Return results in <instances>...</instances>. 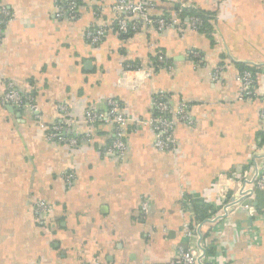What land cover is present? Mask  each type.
<instances>
[{
  "label": "crops",
  "instance_id": "1",
  "mask_svg": "<svg viewBox=\"0 0 264 264\" xmlns=\"http://www.w3.org/2000/svg\"><path fill=\"white\" fill-rule=\"evenodd\" d=\"M117 1L79 0L71 19L57 17L58 0H0L11 14L0 41V264H177L186 224L219 213L262 148L264 98L242 97L241 73L257 70L261 90L264 0H149L153 16L180 12L185 26L161 31L133 16L130 34L114 28ZM196 12L206 30L188 26ZM98 26L107 32L92 44L86 32ZM9 83L37 109L4 103ZM157 96L191 104L192 125L174 118L175 150L128 124L125 152L107 153L116 126L88 123L86 110L106 114L114 99L148 119ZM61 105L75 146L43 127L63 119ZM41 201L52 208L45 221ZM248 201L253 212L203 225L208 264H264V192Z\"/></svg>",
  "mask_w": 264,
  "mask_h": 264
},
{
  "label": "built area",
  "instance_id": "2",
  "mask_svg": "<svg viewBox=\"0 0 264 264\" xmlns=\"http://www.w3.org/2000/svg\"><path fill=\"white\" fill-rule=\"evenodd\" d=\"M152 7L153 4L149 0H118L113 6L114 11L117 13V23L114 28L122 34H130L137 31L140 22L132 18L133 16H138L140 21L144 24L153 26L161 31L169 27L185 26L184 23L181 22L180 12H175L169 17L153 16L150 11ZM79 11V0H58L57 17H62L65 12L69 18L76 19L79 15ZM10 18L11 14L9 10L7 8H2L0 13V41L2 40L4 27L9 22ZM188 26L194 30H206V19L198 13L193 14L190 16ZM106 32L107 28L98 26L88 29L86 33L91 43L97 44L101 41ZM159 60L163 61V57L160 56ZM127 67V70L132 68V66L129 65ZM147 73L150 72L148 71ZM217 74L218 70L215 72V78ZM258 76L254 75L249 69H244L242 71V97L253 98L262 96L264 98V80L262 85L260 84L262 86L260 90ZM262 78L264 79V70L262 71ZM2 101L16 107L27 106L33 110L37 109L34 98L20 92L13 83H9ZM152 104L153 109L150 118L135 119L121 110L117 100L111 99L108 102L106 114L88 109L85 112V119L88 123L104 120L115 124L116 140L106 148L107 153L115 151L121 153L125 152L126 143L123 140V132L128 124L139 127L149 126L154 133L155 147L160 150L173 151L177 146L173 122L174 118L192 125L194 121L189 114L191 104L181 102L175 109H172L163 96H157ZM60 107L63 113V119L58 123L43 125V127L48 130L50 138L75 146L78 143L77 138L68 136L67 133H65L68 108L65 105H61ZM261 117L264 120V108L261 111ZM261 147L260 152L253 157L251 172H247L242 177H239L237 179V187L231 189V192H228L227 189L222 192V206L219 213L210 216L207 220L197 221L194 224H186L185 234L187 243L179 245L176 258L177 264H206L207 245L202 232V227L205 223L215 224L240 208L248 210L250 213L253 212L254 207L248 200L253 198L258 192H264V143ZM73 178V173L67 174L69 184H71ZM141 207L144 213L148 211V201L146 199L142 201ZM36 209L40 214V219L43 221L47 220L52 213L51 206L44 201L39 202L36 205ZM194 236L197 237L196 246L191 244V240Z\"/></svg>",
  "mask_w": 264,
  "mask_h": 264
},
{
  "label": "trees",
  "instance_id": "3",
  "mask_svg": "<svg viewBox=\"0 0 264 264\" xmlns=\"http://www.w3.org/2000/svg\"><path fill=\"white\" fill-rule=\"evenodd\" d=\"M198 14H200V15H202L204 17V14H202V13L198 12ZM243 69H249V70H251L253 72L254 75L258 76L257 70H255L254 68L250 67L249 65L244 66V64H243ZM259 69L261 70V68H259ZM206 251H207V254H208V253H210L211 250H210V248H207ZM206 264H208V263L206 262Z\"/></svg>",
  "mask_w": 264,
  "mask_h": 264
}]
</instances>
